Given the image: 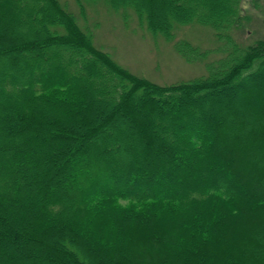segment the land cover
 Instances as JSON below:
<instances>
[{
    "label": "trees",
    "instance_id": "obj_1",
    "mask_svg": "<svg viewBox=\"0 0 264 264\" xmlns=\"http://www.w3.org/2000/svg\"><path fill=\"white\" fill-rule=\"evenodd\" d=\"M97 1L75 0L82 19ZM103 1L167 41L197 24L229 48L159 85L97 48L66 2L0 0V264H264V31L232 35L264 0Z\"/></svg>",
    "mask_w": 264,
    "mask_h": 264
},
{
    "label": "rangeland",
    "instance_id": "obj_2",
    "mask_svg": "<svg viewBox=\"0 0 264 264\" xmlns=\"http://www.w3.org/2000/svg\"><path fill=\"white\" fill-rule=\"evenodd\" d=\"M62 1L66 2L71 12L76 14L80 24L82 26L85 24V27L88 28L97 48L109 53L114 61L134 75L144 77L159 85H169L207 75L209 73L207 65L213 60L221 58L229 48L227 42L217 39L213 31L206 26L178 25L175 28L174 40L167 41L162 35L153 34L146 29L145 25H140L131 10L126 13L124 10L113 11L103 0L86 3L87 21H85L79 15L75 0ZM249 14H252L250 24H246V21L243 22L248 26L250 32L233 30L232 33L241 45L251 43L264 31L262 16L256 15L252 10L249 11ZM124 15H126L125 19ZM181 40H187L200 50H208V55L203 60H186L174 47V43ZM69 56H72L70 51H61L60 53L62 60ZM90 193L87 191L86 195ZM85 217L82 220L87 222L88 215ZM160 224L158 227L163 231L172 228L168 223ZM85 226L91 227L90 224H85ZM136 234H138V239L144 242L146 232L141 230ZM94 237L97 239L96 236ZM166 243L167 240H163L162 244L165 250L167 249ZM172 258L174 260V257Z\"/></svg>",
    "mask_w": 264,
    "mask_h": 264
}]
</instances>
